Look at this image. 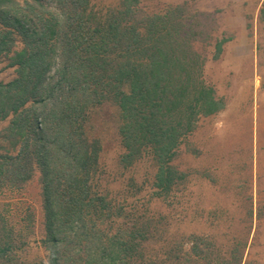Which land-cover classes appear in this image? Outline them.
I'll return each mask as SVG.
<instances>
[{"label": "trees", "instance_id": "1", "mask_svg": "<svg viewBox=\"0 0 264 264\" xmlns=\"http://www.w3.org/2000/svg\"><path fill=\"white\" fill-rule=\"evenodd\" d=\"M51 2L0 0V57L13 53L17 66L15 79L0 82V122L10 118L4 139L15 148L0 155V192L39 171L48 264H240L237 245L226 257L209 236H175L166 215L110 198L98 173L101 142L87 136L91 110L115 105L120 164L151 156L149 204L173 206L186 180L173 165L176 149L199 114L222 108L203 82L190 33L176 22L183 8L147 14L139 0L104 10L91 0ZM13 249L0 213V264Z\"/></svg>", "mask_w": 264, "mask_h": 264}, {"label": "rangeland", "instance_id": "2", "mask_svg": "<svg viewBox=\"0 0 264 264\" xmlns=\"http://www.w3.org/2000/svg\"><path fill=\"white\" fill-rule=\"evenodd\" d=\"M119 2L91 0L101 10ZM138 5L147 14L183 8L176 22L190 33L203 64V82L222 108L199 114L195 130L181 139L173 165L186 180L168 208L159 200L149 204L156 172L151 156L127 168L120 164L125 150L119 109L112 104L94 108L86 131L101 142L100 185L110 198L127 203L129 211L166 215L175 236L207 235L226 257L237 245L240 264H264V0H139ZM13 48L21 49L22 43ZM4 54L0 82L7 83L17 77V66L11 64L13 53ZM9 123L10 118L0 122V155L15 153L4 139ZM0 213L14 245L3 264H48L39 171L20 186L3 187Z\"/></svg>", "mask_w": 264, "mask_h": 264}]
</instances>
